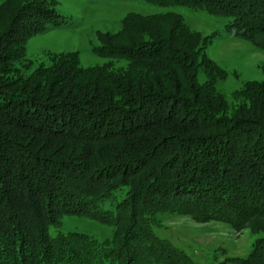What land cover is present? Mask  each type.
Returning a JSON list of instances; mask_svg holds the SVG:
<instances>
[{"label":"trees","instance_id":"16d2710c","mask_svg":"<svg viewBox=\"0 0 264 264\" xmlns=\"http://www.w3.org/2000/svg\"><path fill=\"white\" fill-rule=\"evenodd\" d=\"M143 1L221 17L229 36L264 50V0ZM22 2L0 5V264H195L155 233L165 213L263 231L229 260L264 264V81L229 101L211 39L194 43L162 18L95 47L126 68L63 53L32 69L28 39L64 15ZM63 215L113 236L63 232Z\"/></svg>","mask_w":264,"mask_h":264},{"label":"rangeland","instance_id":"374dc122","mask_svg":"<svg viewBox=\"0 0 264 264\" xmlns=\"http://www.w3.org/2000/svg\"><path fill=\"white\" fill-rule=\"evenodd\" d=\"M5 0H0V5ZM16 1V0H12ZM46 0H23L31 4ZM64 16L62 25L31 36L27 41V58L39 63H49L54 55L74 54L83 66L127 67V61L106 58L94 52L102 40H117L126 24L134 21L170 19L183 27L188 39L200 43L210 38L205 52L226 71V78L217 88L232 101V92L248 81H264V50L248 40L229 36L225 20L202 11L183 6L162 7L143 0H47ZM61 23V22H60ZM209 39V40H210ZM200 80H205L203 71ZM63 232L80 231L100 239L113 236V227L96 220L75 215L61 217ZM155 233L169 240L189 254L195 264H232L230 257H247L255 240L263 231L246 227L235 230L230 224L219 221L197 222L190 215L165 213Z\"/></svg>","mask_w":264,"mask_h":264}]
</instances>
